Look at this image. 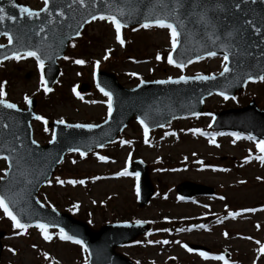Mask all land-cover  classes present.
Here are the masks:
<instances>
[{
  "label": "rangeland",
  "instance_id": "1",
  "mask_svg": "<svg viewBox=\"0 0 264 264\" xmlns=\"http://www.w3.org/2000/svg\"><path fill=\"white\" fill-rule=\"evenodd\" d=\"M19 1L34 9L43 5L40 0ZM89 38L92 42L87 41ZM121 39L123 46L115 39V29L110 21L95 20L86 25L80 36L69 42L64 57L58 61L60 73L48 95L44 94L33 57L13 58L0 63L3 99L23 107L24 97L33 96L36 99L35 111L43 120L97 124L108 114V97L93 85L95 69L111 71L122 85L133 87L139 80L216 74L225 63L223 57L207 56L184 65L182 69L170 64L165 66L164 58L166 64L171 36L167 28L155 25L125 28ZM157 54L161 57L159 60L156 59ZM77 59L85 63H74ZM27 73L29 77L25 79ZM83 82L90 86L80 92L78 87ZM250 99L264 109V79L248 83L235 99L210 95L204 99L206 113L176 119L150 141L148 135L145 138L139 124L130 121L119 135L120 140L118 138L104 150H96L83 157H66L61 169L42 188L39 200L59 211H63V205L70 206L73 216L87 222L93 229L108 222H118L125 214L124 217L132 215V220L148 222L159 214L167 216L180 233L174 245L168 246L158 240L146 245L147 237L143 236L137 238L133 245L116 248V252L134 264H223L214 258L218 257L220 250L228 252L230 264H264V252H257L260 241L264 240V160L249 155L259 152L257 141L240 137L233 139L223 132L212 138H199L193 131L196 128L207 130L215 112L244 106ZM42 121H32V128L34 139L43 144L51 138V129L45 131ZM126 137L144 140L137 146L135 155L149 165L155 188L154 197L144 207L137 206L136 175L114 179L106 176L124 170L126 163L134 158L133 143ZM122 140L131 143L122 144ZM100 156L107 159L101 160ZM6 167L5 160H0V177ZM57 179L64 183H57ZM68 180L77 183L69 184ZM80 180L84 183L80 184ZM183 180L211 185L215 187L217 197L180 201L176 198L174 185ZM74 204L76 208L72 207ZM222 211L236 215L227 213L222 216ZM201 220L211 221L208 227H200ZM184 225L186 230L180 232ZM0 230L6 232L1 241L0 264H84L87 259L81 247L60 240L59 234L50 229L46 231L52 238L45 240L36 226L13 228L12 221L2 209ZM157 237L160 235L154 234L152 239ZM184 241L207 245L211 254L207 258L188 254L182 249Z\"/></svg>",
  "mask_w": 264,
  "mask_h": 264
},
{
  "label": "water",
  "instance_id": "2",
  "mask_svg": "<svg viewBox=\"0 0 264 264\" xmlns=\"http://www.w3.org/2000/svg\"><path fill=\"white\" fill-rule=\"evenodd\" d=\"M175 3L178 5L175 17L171 14L167 16L168 22L176 26L180 35L178 48L173 53L174 61L178 62L180 50L190 47L194 42L211 38L215 41L210 51L221 50L228 54V72L207 80L191 79L190 86L164 89L158 93H142L144 85L124 89L113 79L110 86L102 87L111 93L113 111L107 122L98 128V133L77 140L75 138L78 136L71 132L70 127L54 124L56 139L47 146H38L31 141L28 124L32 118L31 103H28V111L0 105V157H10L7 160L10 166L7 177L0 181V195L6 197L5 202L9 204L10 211L22 223L39 221L58 226L82 239L90 252V264H129L117 256L113 248L133 239L146 227L138 225L141 229L133 230L127 224H114L91 232L86 225L80 222L76 224L66 214L51 217L53 212L45 210L36 201L35 194L54 171L63 154L69 148L86 152L111 141L133 116L143 120L147 127L161 126L173 115L200 110L202 98L209 93L215 91L231 95L249 76L253 78L264 74V69L251 71L250 68L252 64L264 60V0H175ZM236 3L240 4L239 8L234 7ZM95 4L92 7V0H84V7H81L73 0H50L47 12H38L37 17L28 19L19 12L16 6L22 5L17 4L16 0H11V3L9 0H0V7L5 8V17H16L15 20L5 18L0 22V35L8 32L13 39L12 44L0 48V60L12 56L13 52L31 50L54 67L55 59L62 55L66 42L77 36L76 32L80 31L85 21L90 20L89 14H114L126 25H131L155 19L158 14L163 16L174 6L173 0H95ZM164 4H167V8ZM117 6L124 8V17L119 16ZM57 11L63 15L56 16ZM202 15L204 19H201ZM49 20L52 23H48ZM243 21H251V24L245 25ZM255 28H259L260 32L254 31ZM229 32L232 34L228 35ZM175 103L179 104L176 113L166 114L165 110ZM254 117L264 123L263 114L256 113ZM142 183L144 188L149 189L145 193L149 196L151 188L146 172ZM178 189L183 193L188 190L190 194L212 192L209 188L186 183L179 185ZM2 235L0 231V237Z\"/></svg>",
  "mask_w": 264,
  "mask_h": 264
},
{
  "label": "snow or ice",
  "instance_id": "3",
  "mask_svg": "<svg viewBox=\"0 0 264 264\" xmlns=\"http://www.w3.org/2000/svg\"><path fill=\"white\" fill-rule=\"evenodd\" d=\"M74 3H78L80 4L81 7H84V0H73ZM253 2H255V0H253ZM9 3H11V0H9ZM173 4L174 6L169 10V12H166L163 16H160L159 14L157 15V18L155 19H151V20H146L145 23H143L141 25V27L143 28H148L150 25H155L158 26L160 28H167L169 29L170 32V36H171V48L173 50L176 49L177 47V36H178V32L176 31L173 23L168 22L167 20V16L169 14H171L173 17H175L176 15V7L178 5H176L175 0H173ZM49 5H50V0H44V6L42 8L39 9V12H47L49 10ZM95 0H92V7H95ZM165 8H167V4L163 5ZM19 9V12L22 15H26L28 19H32L38 16V12L33 11L31 9H29L26 6H16ZM234 7L239 8L240 4L236 3L234 4ZM116 11L118 12L120 17H124L125 16V10L123 7L121 6H117ZM49 15H51V13L49 12ZM63 15V13L57 11L56 12V16L61 17ZM90 15V19L91 20H96V19H100L102 21L107 20L110 21L111 24L113 25V27L115 28V39L123 46L124 41L121 39V28L126 26L125 23H123L121 21V19L117 18V15L114 14H108V15H104V14H100L99 16L97 15ZM131 16V14L129 13V17ZM5 18H7V20H15L16 17L13 15H7V17H5V8L4 7H0V22H3L5 20ZM201 19H204L203 15L201 16ZM59 22V21H57ZM88 21H85V23H87ZM48 23H52L51 20L48 21ZM243 23L245 25H249L251 24V21H243ZM41 31H43V29H41ZM133 31H135V29H133ZM254 31L256 32H260L259 28H255ZM232 33L229 32L228 35H231ZM3 35L8 37V43L12 44L13 43V39L12 37L8 34V32H4ZM37 35H39V33H37ZM76 35L79 36L80 33L76 32ZM217 39H219V37H217ZM4 45L0 44V48H3ZM207 56H214L216 55L215 52L212 51H208L206 53ZM24 57H35L36 58V64L38 68H43L44 67V61L40 58V56L38 55V53L36 51H31V50H27L24 51L23 54L21 55L19 52H13L12 57L14 59H22ZM9 57H3V59H8ZM107 58V57H105ZM161 57L159 54H157L156 59L159 60ZM65 59H68V57H65ZM197 59H200V57H197ZM229 59L228 54L225 53L224 55V60L227 61ZM74 63L76 64H84L85 61L77 59L74 61ZM168 63L169 64H175V66L177 68H183L184 65L181 63H176L173 59V53L172 51H170L168 53ZM188 63H192L191 60L188 61ZM229 69L227 67V65L225 64L223 72L220 73V75H223L224 72H228ZM132 75H136L135 73H133ZM93 76L95 77V71L93 72ZM213 77L210 76H201V75H197L195 77H187V76H183L181 75L180 77H178V79L176 80H172L171 77L168 78V80H159V81H155V83H160V84H164V83H179L180 81H187L189 79H198V80H207V79H212ZM249 80L253 79L251 76L248 77ZM262 79H264V77H262ZM40 82L41 84L44 83V77L41 76L40 78ZM141 83H144L143 80H141ZM139 87V85H138ZM44 91L47 93L48 91H50V89L46 88L44 89ZM73 91L75 92V88H73ZM100 91L103 93L104 96L108 97V114L111 115L112 112V96L111 93L108 91H105L103 88H100ZM221 95H223V93H220ZM5 93L3 90V84L0 83V105H3V107L8 108V109H16V105L13 103H9L8 101H6L5 99H3ZM78 95V94H77ZM224 99H228V96H224ZM232 99H235V97H232ZM24 102L26 104L30 103L29 97L26 95L24 97ZM193 115H197V113H193ZM36 120L38 121H42L44 118L36 115L34 117ZM139 119V118H138ZM107 122V121H105ZM141 126L144 127V135L145 138H147V133H148V129L146 126H144V121L140 120L139 121ZM58 123L63 124L64 121L63 119L59 120ZM69 127H76V128H94V127H99V125H93V124H76V125H69ZM45 131H48L47 128L44 129ZM194 132H199V129H195L193 130ZM203 134V133H202ZM165 135H167V133H165ZM231 135L235 136L237 139L239 138L238 134L236 133H231ZM56 139V134H55V130L53 129V136H52V140ZM247 139L250 140H254V137H252L251 135H249L247 137ZM145 142L147 143V139H145ZM210 143H212L213 141H209ZM33 144L36 143V141H32ZM49 143H52V141H49ZM121 143H131L130 141H121ZM98 147H103L102 144L97 145ZM256 147L257 149H259L260 152H264V139H260L259 141L256 142ZM68 151L73 152V151H80L79 148H69ZM81 157H83L85 155L84 152H80ZM4 159L7 161L10 159V157L5 156ZM99 159L101 160H106V157L100 156ZM258 159L264 160V157H258ZM7 174V173H6ZM122 173H116L117 176L121 175ZM123 174H127V172L125 171ZM0 179H3V177H0ZM57 183H64V181H61L59 179H57ZM67 183L69 184H75L77 183V181L74 180H68ZM80 184H83L84 181L80 180L79 181ZM6 201V197L4 195H0V209L3 210L4 215L7 216L11 221H12V227L16 228V229H26L28 227V225L26 223H22L20 220L17 219V217L13 214L12 211H10L9 208V204L5 202ZM73 208H76V205L74 204L72 206ZM244 211H255V209H245ZM230 216H235L236 213H229ZM137 224H140L141 221H136ZM38 229H40L41 234L43 235L45 240H50L52 237L49 235V233L46 231V229H48L50 227V225L48 224H44V223H40L39 221H37L36 225H35ZM200 227H203V225H201ZM164 231H167V229H164ZM17 234H21V233H17ZM59 239L62 241H71L77 245H79L81 247V249L87 253L88 249L85 247L84 242L81 239H78L76 236L74 235H69L67 232H65V230L63 228H60L59 230ZM151 243V241H150ZM164 243H167V241H164ZM189 251H192V249H188ZM9 251H12V249H9ZM257 252H264V244H261L260 247L257 249ZM201 256L207 258L208 257V253L206 252H201L200 253ZM215 259H219V260H223L224 264H228V261L224 259L223 256H218V257H214ZM84 264H88V260L85 259ZM255 264V262H254Z\"/></svg>",
  "mask_w": 264,
  "mask_h": 264
}]
</instances>
